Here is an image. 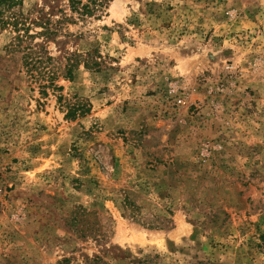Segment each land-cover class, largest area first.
Here are the masks:
<instances>
[{
    "label": "rangeland",
    "instance_id": "obj_1",
    "mask_svg": "<svg viewBox=\"0 0 264 264\" xmlns=\"http://www.w3.org/2000/svg\"><path fill=\"white\" fill-rule=\"evenodd\" d=\"M73 1L0 3V264H264V0Z\"/></svg>",
    "mask_w": 264,
    "mask_h": 264
},
{
    "label": "trees",
    "instance_id": "obj_2",
    "mask_svg": "<svg viewBox=\"0 0 264 264\" xmlns=\"http://www.w3.org/2000/svg\"><path fill=\"white\" fill-rule=\"evenodd\" d=\"M5 0H0V3ZM111 0H87L85 4L73 1L71 8L72 11L79 13L81 16H91L96 10L103 7L105 3ZM77 5H80V7H77Z\"/></svg>",
    "mask_w": 264,
    "mask_h": 264
},
{
    "label": "built area",
    "instance_id": "obj_3",
    "mask_svg": "<svg viewBox=\"0 0 264 264\" xmlns=\"http://www.w3.org/2000/svg\"><path fill=\"white\" fill-rule=\"evenodd\" d=\"M178 102H179V103H181V101H180V100H179Z\"/></svg>",
    "mask_w": 264,
    "mask_h": 264
}]
</instances>
